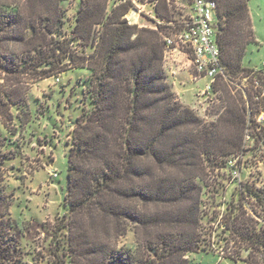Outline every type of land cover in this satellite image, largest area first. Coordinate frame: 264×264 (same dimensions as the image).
Listing matches in <instances>:
<instances>
[{
	"label": "trees",
	"instance_id": "trees-1",
	"mask_svg": "<svg viewBox=\"0 0 264 264\" xmlns=\"http://www.w3.org/2000/svg\"><path fill=\"white\" fill-rule=\"evenodd\" d=\"M66 1L0 0V264H25L6 187L7 162L20 154L15 135L31 120L30 88L76 68L90 71L91 107L72 132L58 225L66 238L57 235L55 264H67V250H77L74 264H189V253L208 249V171H231L247 141L264 144V121L252 117L256 99L264 101V71L244 64L255 41L249 0H216L224 75L213 85L212 121L183 105L166 79L164 36L172 25L129 24L130 1L81 0L68 30ZM155 10L175 21L168 0H157ZM232 183L222 202L223 239L248 251L245 264H264V191ZM248 200L263 215L249 213ZM129 230L134 244L121 246Z\"/></svg>",
	"mask_w": 264,
	"mask_h": 264
},
{
	"label": "rangeland",
	"instance_id": "rangeland-1",
	"mask_svg": "<svg viewBox=\"0 0 264 264\" xmlns=\"http://www.w3.org/2000/svg\"><path fill=\"white\" fill-rule=\"evenodd\" d=\"M115 1L118 3L120 0ZM80 3L81 0L65 2V27L68 30L72 28ZM169 6L173 9L175 24L167 35L177 31L182 21L190 17L192 0H172ZM248 7L255 41L247 48L244 64L264 71V0H249ZM152 8L150 5L146 6V10ZM158 22L161 21L145 13L139 18L142 27L155 28ZM179 56L180 59L177 56L173 59L182 67L178 74L187 70L186 68L190 73H182L177 79H172L170 63H167L164 65L167 81L183 105L192 108L204 120L212 121L217 113L215 105L219 103V92H213V89L204 92L207 79L198 77L193 80L191 73L195 72L187 65L189 62L186 55L179 53ZM240 81L243 87L248 86L247 78ZM91 86L90 71L87 68H76L39 80L30 88L31 120L15 135L20 154L7 162L8 167H13L8 172L6 187L8 193H14L10 213L20 233L22 232L18 240L25 264H55L59 261L55 255L56 238L62 234L65 237L66 234L65 230H59L58 225L66 211L64 197L67 192L68 152L76 119L84 109L91 107ZM256 100H260V103L253 105L252 117L258 119L264 110V101L261 97ZM12 112L16 114L18 108L12 107ZM15 124L18 125L17 118ZM246 145L243 153L232 157V165H236L231 171L221 168L208 171L207 177L211 183L208 196L205 197L208 217L203 221L208 249L189 253V264H245L248 251L233 244L231 240H224L225 234L221 229L224 227L222 202L224 198H228L225 188H233L234 179L248 182L264 191V144L254 146L247 141ZM246 209L249 213H254L256 209L263 215L261 208L252 200L246 202ZM134 241V233L129 230L119 244L130 246ZM76 252L77 250H67V264H74L77 260ZM230 255L236 259L229 258ZM71 260L73 262L70 263Z\"/></svg>",
	"mask_w": 264,
	"mask_h": 264
},
{
	"label": "built area",
	"instance_id": "built-area-1",
	"mask_svg": "<svg viewBox=\"0 0 264 264\" xmlns=\"http://www.w3.org/2000/svg\"><path fill=\"white\" fill-rule=\"evenodd\" d=\"M130 1L129 11L124 15L131 25L139 23L142 13L158 19V23L175 24L173 20L161 19L155 10L157 0H120L117 4ZM171 5L172 0H168ZM152 6L146 10V6ZM218 3L216 0H192V14L183 20L180 27L173 34L165 35L164 65L175 59V53H183L188 60V66L194 69L191 78L198 77L207 79L205 91H212L216 79L224 75L220 60V48L217 41ZM258 85V81L255 82ZM259 119V120H258ZM259 122L264 121V110L261 112Z\"/></svg>",
	"mask_w": 264,
	"mask_h": 264
},
{
	"label": "crops",
	"instance_id": "crops-1",
	"mask_svg": "<svg viewBox=\"0 0 264 264\" xmlns=\"http://www.w3.org/2000/svg\"><path fill=\"white\" fill-rule=\"evenodd\" d=\"M175 56H177V58H179V59L181 58V57L179 56V52H176V53H175ZM182 57H183V56H182ZM183 58H184V57H183ZM177 62H178V61H175V60L169 62V63H170V67H171V70H169V71H170V73H171L170 76H171L172 79H177V77L179 76V74H180V76H181V75H183L182 73H184V74L186 73V74H188V75H189V73H190L189 69L186 68L187 70H184V69H183L184 71H183V72L180 71V72H182V73H179V74H178V72H179V71H178L179 68H182V67H180V66H179V63H177ZM181 65H182V64H181ZM187 65H188V63H187ZM186 74H185V75H186ZM178 93H179V92H178Z\"/></svg>",
	"mask_w": 264,
	"mask_h": 264
}]
</instances>
